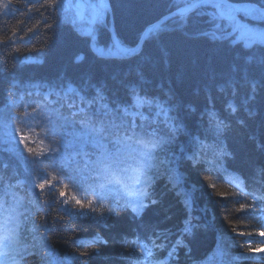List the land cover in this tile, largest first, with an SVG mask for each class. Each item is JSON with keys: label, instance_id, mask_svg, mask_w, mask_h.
Listing matches in <instances>:
<instances>
[{"label": "trees", "instance_id": "obj_1", "mask_svg": "<svg viewBox=\"0 0 264 264\" xmlns=\"http://www.w3.org/2000/svg\"><path fill=\"white\" fill-rule=\"evenodd\" d=\"M107 1L110 5V15L103 25L95 27L92 37H83L78 28L71 24L72 20L65 17L67 12L69 14L73 11L67 8L63 13L57 12L53 19L49 9L46 14L50 16V22L55 23L58 20L59 24L51 30H45L44 25L40 23L38 30L42 34L27 43V49H32L46 36H51V43L44 49L43 54L26 50L25 44L18 42L23 54L33 58L32 61L22 62V58L18 60L14 58V54H10V48L5 50L4 46L0 45V66L7 57L6 68L0 70V109L4 107L10 89L17 94V98L24 96L20 107L15 110L22 112L24 105L42 100V94L47 92L49 87H55L59 91L61 88L66 89L67 84L71 83L86 100H92L96 96L97 88H100L105 97L103 102L120 116L122 112L119 109L122 107L136 111L132 107L134 102L131 93V88L136 87L139 95L153 100L151 106L145 105L140 109L148 120L141 121L136 117L137 131H140V125L144 124L146 132L156 130L159 135L167 132L168 126L164 117L156 116V102L171 109L168 115L181 122L182 131L175 135L173 143L165 146V151L157 150L156 155L159 159L179 158L177 170L182 177L179 190L192 194L190 213L195 227L191 235L182 232L188 213L176 191L170 190L171 184L166 171L161 168L157 173L153 169L150 173L154 177L150 191L160 202L148 207L142 217L134 218L128 210L109 215L106 220H98L95 218L96 214H81L82 210L74 205L58 204L51 208L42 207L40 211L32 208L27 220L25 217L28 213L20 217L24 222L18 230L20 244L9 247L7 256L0 255L1 264H13V258L20 261L16 252L21 250L22 245L28 246L36 255H28L21 264H41L45 237L54 251L55 260L63 261L73 253L87 250V257L77 256L69 264H133L136 257L140 256L134 242L139 240L149 243L151 239H155L153 228L156 232L169 234L166 241L169 247L178 239H183L184 245L187 246L179 247L176 260L167 264H251L249 260L235 261L233 257L246 254L247 244L251 242L255 245L262 238L255 234L247 238L236 236L229 220L232 224L248 225L247 228L240 227V231L255 233L264 226L262 220L250 218L252 213H237L232 210L236 206L235 202H244L245 197L235 194L237 187L231 180L238 176L252 187H264V173L258 174L255 171L256 168H264V70L259 66L260 59L264 58V45L245 48L243 42L232 44L230 41H214L208 36L191 35L194 32H208L213 28L208 22L212 10L203 9V16H198L195 11L187 17L173 18L160 24L157 32L150 34L132 56L100 57L97 49L107 51L113 47L109 33L110 21L116 41L119 40L122 47H137L143 31L149 25L179 10L186 2ZM63 2L76 5L77 0H62ZM232 2L238 5L264 4V0ZM24 10V0H13L12 11L6 14L0 9V29H6L10 34L12 30L21 33L26 27L35 28L41 19L39 14L24 16ZM185 18V27L178 28V22ZM259 29L264 30V22ZM2 35L3 32L0 31V36ZM77 56H82L83 60L77 62ZM248 56L253 59L248 61ZM229 80L233 82L235 91L229 87ZM253 80L258 83L254 96L250 83ZM33 85L40 87L37 89ZM221 87L224 88L223 92L220 91ZM37 90L41 93L40 96L35 95ZM28 93L33 95L29 96ZM229 102L237 107L235 114L228 110ZM69 103L85 108L96 117L99 104L93 103L89 107L75 94H69L56 107L63 105L61 111L68 115ZM248 112H256L257 115L251 118ZM102 113L103 110L100 111L101 117ZM213 114L216 119H222L230 126L222 139L231 155L222 160V169L219 172L211 173L217 188L229 193L225 201L220 200L202 179L203 175L207 174V165L202 163L193 167L191 161L186 159L200 144L211 146L217 142L212 127ZM127 120L131 123L132 118L128 117ZM79 127L77 123V130ZM33 128L31 135H35L37 140L44 139L45 144L49 143L38 122ZM24 130L28 131L27 128ZM68 131H71V128ZM88 150L93 151L90 147ZM24 155L27 156V153ZM208 155L211 156L210 151ZM4 164L8 167L4 168ZM0 170L11 178L12 183L17 179V176H13L14 171L19 178H25L23 165L17 156L3 150H0ZM65 175L67 170L61 169L59 179L63 180ZM67 182L63 180V183ZM248 190L245 188V191ZM68 192L69 196L75 194L82 200L96 199L92 189L87 186H70ZM247 199L248 202L251 201V198ZM98 204L99 201L97 206ZM66 207L76 214L73 218L63 213ZM255 215L259 216V213ZM54 217H63V220L54 221ZM33 223H43L47 230L42 228L33 231ZM96 236H100L107 243L97 242L93 246H87V242L95 240ZM81 241L85 244L82 245ZM158 256L164 259L167 249L158 250Z\"/></svg>", "mask_w": 264, "mask_h": 264}, {"label": "snow or ice", "instance_id": "obj_2", "mask_svg": "<svg viewBox=\"0 0 264 264\" xmlns=\"http://www.w3.org/2000/svg\"><path fill=\"white\" fill-rule=\"evenodd\" d=\"M12 6L13 0H0V9H3L5 14L12 11ZM69 7H75L76 16L80 19H83L85 11H88L93 22L97 20L103 22L105 13L110 10L107 0L100 4L78 3L74 6L62 3V0H24L23 15L31 16L33 13H38L41 19L35 28L26 27V30L21 33L12 30L9 34L6 29H0L3 32V35L0 36V45L4 46L5 50L10 48L12 50L10 54H14L15 59L22 58V62L32 61L31 56L23 54L18 42L24 43L26 50L43 54L44 49L51 43V36H46L39 45L32 49H27V43L42 34L38 30L40 23L44 25L45 30H51L59 24L58 20L55 23L50 22V16L46 14L47 10L51 9L54 19L57 12L63 13ZM203 9L212 10L208 22L213 25V28L208 32H194L191 35L208 36L214 41H230L232 44L243 42L245 48L264 45V30L250 28L237 19L242 15L244 18L250 17L253 20L264 22V4L238 5L232 0H186L185 6L180 7L179 11L173 15L185 16L186 13L195 10L198 16H203L205 15V12L201 11ZM23 22L21 21V23ZM185 24L186 18L178 22L177 27L183 29ZM159 28V23L151 24L143 31V36L155 34ZM80 34L91 37L93 31L90 28L82 29ZM140 46L138 44L137 47L125 48L117 40L113 47L107 51L97 50L101 56L132 55L139 50ZM246 59L251 61L253 57L248 56ZM81 60H83L82 56L76 57L77 62ZM6 66L7 57H5L3 65L0 66V70ZM259 66L264 70V58L260 59ZM250 83L254 96L258 83L255 80ZM228 85L235 91L231 80ZM33 87L39 89L40 85H33ZM220 91L223 92L224 88L221 87ZM131 93L134 102L132 107L136 111H132L129 107H122L119 109L122 115L117 116L113 109L103 102L105 97L100 88H97L96 96L92 100H86L71 83L67 84L66 89L61 88L59 91L55 87H49L48 91L42 94V100L24 105L22 112L15 110L20 107L24 96L20 95L17 98V94L11 89L9 90L6 103L0 109V150L17 156L23 165V175L27 179V183L26 179L19 178L15 171L13 176H17V179L15 183H12L11 178L0 170V249H3L0 255L7 256L9 247L20 244L18 230L24 223L20 217L28 213L29 215L25 217L27 220L32 208L40 211L42 207L51 208L58 204L74 205L82 210L81 214L87 212L96 214L95 218L98 220H106L109 215H117L121 211L128 210L131 211L134 218L142 217L148 207L160 202L150 191L154 179L150 173L153 169L159 173L161 168L166 171L169 177L170 190L176 191L188 213V219L184 222L182 232L188 235L192 234V229L195 227L190 213L192 194L179 190L182 179L177 170L179 158L159 159L156 155L157 150L165 151V146L173 143L175 135L182 131L181 122L176 117L168 115L171 109L156 102L155 107L158 110L156 116L164 117L168 126L167 132L164 135H159L156 130L146 132L144 124H141L140 131H137L136 117H139L141 121L148 120V117L140 109L145 105L151 106L153 100L139 95L136 87L131 88ZM69 94L79 96L80 101L89 107L93 103H98L96 117L94 118L91 112L83 107H78L75 103L67 105L70 112L68 115H64L61 111L63 105L60 107H56V105H59L60 101L66 99ZM28 95L31 96L33 93H28ZM35 95H41L39 90ZM50 97H55V99H50ZM29 108L32 110L29 111ZM227 108L233 114L237 112V107L231 102L227 104ZM101 110H103L102 117L100 116ZM256 115V112H248V116L251 118H255ZM128 117L132 118L131 123L127 120ZM37 122L45 131L49 143L45 144L44 139L37 140L35 135L30 134L34 131L33 125ZM77 123L80 125L79 130L76 128ZM212 127L217 142L211 146L200 144L199 148L186 159L191 161L193 167L202 163L207 165V174L203 175L202 179L220 200L225 201L228 199L229 193L217 188L211 173L219 172L222 169V160L231 155L222 139L230 126L224 120L216 119L213 114ZM25 128L28 129L27 132L24 130ZM69 128L71 131H68ZM89 147L93 151H89ZM209 151L211 156L208 155ZM25 152L27 156L24 155ZM3 167L7 168L8 165L4 164ZM61 169L67 170V175L63 177V180L68 181L67 183H63V180L59 179ZM255 171L261 174L264 173V168H256ZM58 184L59 186H57ZM112 185H119L120 189L126 193L127 198L117 194L113 197L112 206L109 207L104 203V200L110 193L117 191L110 187ZM70 186L90 187L96 195V199L82 200L75 194L69 196ZM245 188L249 190L245 191ZM235 194L243 195L245 200L244 202L236 201L233 211L237 213L250 212L253 214L251 219L264 221V187H252L244 181H240ZM247 198H251V201L248 202ZM97 201H99L98 206ZM63 213L69 218L76 215L67 207L63 209ZM256 213H259V216H256ZM53 219L62 221L63 217H54ZM225 219L227 220L228 217ZM229 224L236 236L247 238L255 234L262 238L255 245L249 242L245 249L246 254L233 257V260H249L251 264H264V228L253 233L252 231L238 230L240 227L247 228L246 224H232L231 220H229ZM257 227L260 226L257 225ZM42 228L47 230L43 223L32 224L33 231H39ZM152 231L155 234V239H151L149 243H142L139 240L134 242L136 249L140 251V256L136 257L133 264H167V261L176 260L179 247H187L184 245L183 239L176 240L169 247L166 243L168 233L156 232L155 228ZM97 242L107 243L100 236H96L95 240L87 242V246H93ZM44 244L41 264H69L77 256L87 257L89 255L87 250H81L65 257L63 261H54V251L48 244L47 237L44 238ZM81 244L83 245L85 242L81 241ZM162 249H167V256L164 259L158 256V250ZM28 255H36V253L32 252L28 246L22 245L21 250L16 252L20 261L13 258V264H21V261H24Z\"/></svg>", "mask_w": 264, "mask_h": 264}, {"label": "rangeland", "instance_id": "obj_3", "mask_svg": "<svg viewBox=\"0 0 264 264\" xmlns=\"http://www.w3.org/2000/svg\"><path fill=\"white\" fill-rule=\"evenodd\" d=\"M64 4H67L68 5V3H66V2H63ZM75 5V4H74ZM73 5V6H74ZM69 8H71L72 10H73V12H74V15H75V17H73V14H72V12H70L69 13V17H72V19H73V23H75V24H78L79 22H80V25H81V27H78V29L79 30H82V29H93V24H94V22L92 21V19H91V16L89 15L88 16V12H87V18L86 19H84L83 21H80V18L79 17H77L76 16V9H75V7H69ZM66 16V15H65ZM96 22V21H95ZM93 34H94V32H93ZM93 36V35H92ZM91 36V37H92Z\"/></svg>", "mask_w": 264, "mask_h": 264}, {"label": "water", "instance_id": "obj_4", "mask_svg": "<svg viewBox=\"0 0 264 264\" xmlns=\"http://www.w3.org/2000/svg\"><path fill=\"white\" fill-rule=\"evenodd\" d=\"M195 10H193L192 12H194ZM178 11H176V12H174V13H177ZM192 12H190V13H192ZM174 13H171L170 15H168V16H165L164 18H162L160 21H158L157 23H159V24H161V23H163V22H165V21H167V20H169V19H171V18H175V17H178L179 15H173ZM190 13H186L185 14V16L186 15H188V14H190ZM167 18V19H166ZM110 35H111V41H112V43H113V45L116 43V40H115V36H114V32H113V25H112V23H111V27H110ZM147 39V37H142V39H141V41H140V43H139V45H143V43L145 42V40ZM141 46L139 47V49L141 48Z\"/></svg>", "mask_w": 264, "mask_h": 264}, {"label": "flooded vegetation", "instance_id": "obj_5", "mask_svg": "<svg viewBox=\"0 0 264 264\" xmlns=\"http://www.w3.org/2000/svg\"><path fill=\"white\" fill-rule=\"evenodd\" d=\"M104 2H105V0H104ZM78 3H93V4H98V0H78ZM87 12L88 11H85L84 18L83 19H80V21H83L84 19H86L90 15L89 12H88V16H87ZM106 17H107V13H105V15H104L103 22L97 20L96 22H94L93 26L103 24Z\"/></svg>", "mask_w": 264, "mask_h": 264}, {"label": "bare ground", "instance_id": "obj_6", "mask_svg": "<svg viewBox=\"0 0 264 264\" xmlns=\"http://www.w3.org/2000/svg\"><path fill=\"white\" fill-rule=\"evenodd\" d=\"M171 14V13H170ZM170 14H168V15H170ZM168 15H166V16H168ZM171 19H173V18H171ZM171 19H169V20H167V21H165V22H168V21H170ZM157 23V22H156ZM155 24V23H154ZM130 56V55H129Z\"/></svg>", "mask_w": 264, "mask_h": 264}]
</instances>
